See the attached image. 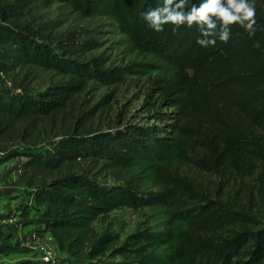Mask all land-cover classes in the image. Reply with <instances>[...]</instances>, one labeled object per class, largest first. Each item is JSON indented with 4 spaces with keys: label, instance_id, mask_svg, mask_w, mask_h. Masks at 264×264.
I'll list each match as a JSON object with an SVG mask.
<instances>
[{
    "label": "trees",
    "instance_id": "16d2710c",
    "mask_svg": "<svg viewBox=\"0 0 264 264\" xmlns=\"http://www.w3.org/2000/svg\"><path fill=\"white\" fill-rule=\"evenodd\" d=\"M162 2L0 0V160L25 158L20 180L0 187V200L23 184L33 190L32 202L0 211L1 255H29L30 247L11 241L21 228L39 226L37 234H50L77 264H264V220L248 206L255 191L246 190L248 204L237 207L179 173L189 165L221 175L260 171L264 202V0H255V35L235 24L227 43L207 48L196 43V25L149 27L142 13ZM192 2L199 0L189 8ZM55 4L108 22L153 63L114 69L80 62L99 43L39 26V11ZM34 70L62 80L34 92ZM131 74L159 75V100L175 110L164 136L137 125L95 127L93 109L65 125L90 82L115 85ZM101 175L116 183H102ZM125 208L147 210V220L122 243L100 236L95 223Z\"/></svg>",
    "mask_w": 264,
    "mask_h": 264
},
{
    "label": "rangeland",
    "instance_id": "374dc122",
    "mask_svg": "<svg viewBox=\"0 0 264 264\" xmlns=\"http://www.w3.org/2000/svg\"><path fill=\"white\" fill-rule=\"evenodd\" d=\"M37 22L39 26L47 30V33L51 32L59 37L74 35L75 39L79 40L78 42L88 39L97 41L99 47L97 49H90L89 47L87 55L79 58L80 62H94L93 59H97L98 68L112 67L114 69H123L128 65L153 63L152 57L139 54L130 48L123 37L110 32L112 28L108 22L80 17L65 6L55 4L48 9L39 11ZM34 73L37 76L32 87L34 92L46 89L62 80L60 79L61 76L55 73L39 70H34ZM158 77L157 74L147 76L131 74L125 82L115 85L103 84L97 80L90 82L81 94L74 97L75 105L70 111L69 117L65 118V125L83 122V117L88 116L87 112L93 109L95 114L91 124L95 127L108 129L137 125L154 128L164 136L168 131V124L172 122L171 117L175 116V110L166 102L161 104L157 87L154 85ZM2 163L1 161L0 165ZM18 166L13 163L8 171L5 168L0 169V187L20 180L21 172H15ZM87 167L88 164L84 168ZM259 172L245 176L234 172L221 175L203 172L193 165L181 168L179 171L181 175L189 177L200 191L207 193L212 198L223 199L235 204L237 207H246L249 193L245 191L253 189L255 193L253 196L251 195L252 202L248 206L254 207L255 213L264 220V202L258 195L260 188ZM105 176L99 177L102 183H116L112 177L107 176L106 178ZM32 192L33 190L23 184L9 199L0 200V208L8 211L22 202H32ZM146 214L147 210L120 209L100 219L94 226L100 236L113 234L122 243L143 225L147 220ZM23 230L24 228L20 229L22 234L18 235L17 239L25 236L33 229ZM15 240L16 238L11 242L13 243ZM6 257L0 256V264L13 262L18 264L23 260H28L33 264L44 263L41 253L36 250H33L29 255H14L11 259H6ZM56 258L60 264H77L75 260L69 259L61 252L56 254ZM113 260L120 261L121 258H114Z\"/></svg>",
    "mask_w": 264,
    "mask_h": 264
},
{
    "label": "clouds",
    "instance_id": "9594fccd",
    "mask_svg": "<svg viewBox=\"0 0 264 264\" xmlns=\"http://www.w3.org/2000/svg\"><path fill=\"white\" fill-rule=\"evenodd\" d=\"M163 0L154 8L142 13L150 28L157 32L164 31L166 24L177 28L181 25H196L200 35L196 43L201 47L215 46L217 40L227 43L232 34V25L238 24L248 34L256 32L255 0Z\"/></svg>",
    "mask_w": 264,
    "mask_h": 264
},
{
    "label": "built area",
    "instance_id": "2783aa9c",
    "mask_svg": "<svg viewBox=\"0 0 264 264\" xmlns=\"http://www.w3.org/2000/svg\"><path fill=\"white\" fill-rule=\"evenodd\" d=\"M18 161L19 166L16 171L21 172L20 167L25 162V158L19 157ZM11 164L13 165V163ZM15 221L16 220H12L10 223H14ZM22 242L25 246L41 253L44 261L43 264H60L59 260L56 258V254L60 252L59 247L50 234L40 237L37 232H30L23 237Z\"/></svg>",
    "mask_w": 264,
    "mask_h": 264
},
{
    "label": "crops",
    "instance_id": "0c3cea01",
    "mask_svg": "<svg viewBox=\"0 0 264 264\" xmlns=\"http://www.w3.org/2000/svg\"><path fill=\"white\" fill-rule=\"evenodd\" d=\"M18 160H19V158H16L15 160L13 159V160H11V161L9 160V161H7V162H4V163H2V164L0 165V169L5 168L6 171H8V169L11 168L10 166H12L11 163H15V165H18V163H19ZM7 167H8V168H7ZM15 172L17 173L18 171H15ZM0 211H6V210L3 209V208H0ZM27 228L33 229V230H30V231L28 232V233H30V232H36V230L39 228V226H30V227H27ZM27 228H24L23 231H25ZM28 233H26V234H28ZM21 234H22V232H19V233H18V235H21ZM18 235L16 236V240H21V241H22V239H23L24 236L21 237L20 239H17ZM17 255H20V254H17ZM63 255L69 257V256H68L67 254H65V253H63ZM0 256H2V255L0 254ZM4 256H5V255H4ZM12 256H14V255L7 256L6 259H11ZM10 264H16V263L13 262V263H10Z\"/></svg>",
    "mask_w": 264,
    "mask_h": 264
}]
</instances>
